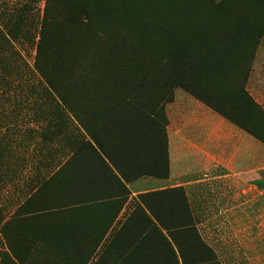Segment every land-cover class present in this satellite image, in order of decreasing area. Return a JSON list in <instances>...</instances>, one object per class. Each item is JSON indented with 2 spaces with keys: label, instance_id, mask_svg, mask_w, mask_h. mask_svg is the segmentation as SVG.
<instances>
[{
  "label": "trees",
  "instance_id": "obj_1",
  "mask_svg": "<svg viewBox=\"0 0 264 264\" xmlns=\"http://www.w3.org/2000/svg\"><path fill=\"white\" fill-rule=\"evenodd\" d=\"M24 9L0 30V86L9 85L5 75L21 59L14 49L25 32ZM263 36L264 0H45L32 64L40 91L33 85L31 99L49 102L50 118L76 122L87 134L100 126L94 133L111 136L118 148L120 127L128 122L121 146L130 155L138 146L145 164L140 175L166 178L162 103L173 88L264 144V111L245 90ZM94 140L104 147L103 140ZM87 149H94L88 141L75 152ZM73 159L74 154L64 166ZM169 194L175 198L156 201ZM139 201L105 242L115 213L103 232L82 246L61 235L72 226L61 218L73 209L51 206L42 214L46 232L31 237L47 251L34 257L49 264H220L190 216L183 189L140 195Z\"/></svg>",
  "mask_w": 264,
  "mask_h": 264
},
{
  "label": "crops",
  "instance_id": "obj_2",
  "mask_svg": "<svg viewBox=\"0 0 264 264\" xmlns=\"http://www.w3.org/2000/svg\"><path fill=\"white\" fill-rule=\"evenodd\" d=\"M263 38L255 50L245 90L264 111ZM15 103L19 104L18 113H22L24 105L27 109L26 116L22 117L24 122H18V126L15 123L12 129L18 148L16 158L19 157L18 163L26 165L22 168L18 164L19 178L8 176L4 183L0 182L4 185L0 187V229L8 224V230H14L17 237L24 238L17 233V228H12V222L20 231H25V235L32 236L35 232L34 235L42 236L46 232L42 214L53 205L65 204L67 209H73V214L61 220H70L72 226L67 231L61 230V235L72 236L79 246L85 240L90 244L87 238L99 236L116 214L104 233L103 243L140 204V195L181 188L198 232V227L205 222L222 223V227L208 235L199 232L216 254L218 242L224 247L235 243L228 236H238L236 223L239 220L252 222L258 199L264 200V144L179 88H173L169 100L162 103L168 155L166 178L140 175L145 171V164L138 146L135 155L121 146L122 129L127 139L128 122L124 128L120 127L118 148L109 141L111 136L94 133L100 126L87 134L76 122L59 123L50 118L49 102L24 99ZM133 103L139 106L138 102ZM155 114L156 111L152 117L155 118ZM138 124L137 121V127ZM94 139L103 140L104 147L99 148ZM86 141L94 149L76 153L77 146ZM73 154L72 164L65 167ZM1 171L2 168L0 179ZM7 195L8 198L2 200ZM172 198L175 195H161L156 196V201ZM15 217L17 220L13 221ZM242 230L245 234L252 232L246 227ZM20 244L26 251L28 245L24 239ZM227 264L245 263L230 257ZM261 264H264V255Z\"/></svg>",
  "mask_w": 264,
  "mask_h": 264
},
{
  "label": "rangeland",
  "instance_id": "obj_3",
  "mask_svg": "<svg viewBox=\"0 0 264 264\" xmlns=\"http://www.w3.org/2000/svg\"><path fill=\"white\" fill-rule=\"evenodd\" d=\"M215 3L221 0H212ZM45 0H0V30H3V25L8 22V19L12 15L18 14V10L26 6L24 11L26 12V18L23 19L24 34L19 37V41L15 43V49L19 53L21 59L13 63L12 67L14 71L7 76L9 85L2 84L0 86V130L3 137L0 140V168L1 171V181L5 182L8 176L12 178H19V167H25L26 164L18 163V158H16V153L18 148L16 147L13 133V128L15 123L16 126L19 125L18 122H24L22 120L27 109L24 106L21 107L22 113H18V103L16 100H29L35 99L33 92V85L37 87V92L40 91V86L38 84L39 77L32 70L33 58H34V45L37 40V32L43 12V7ZM18 19V18H17ZM264 45V38L261 41ZM11 56L10 53H7ZM2 76V71L0 70V78ZM4 76V75H3ZM6 78H3L6 80ZM32 87V89H30ZM12 103V104H9ZM5 130V131H4ZM9 135V139H8ZM28 138V137H27ZM17 134V140H19ZM11 140L10 145L8 144ZM25 159V157H24ZM4 163V164H3ZM20 167V170H21ZM4 187V185H2ZM1 184L0 187L2 188ZM6 188V187H5ZM14 189H17L14 187ZM2 193V190L0 191ZM3 194H5L3 192ZM259 195V193H258ZM3 197V199H7ZM259 198V197H258ZM20 211L17 212V214ZM255 219L250 222H243L239 220L236 224V229H238V236L232 237L228 236L231 240L235 241L231 246H222L219 242L217 245L218 252H216L217 259L220 264H227L229 258L239 259L240 263L245 264H261L262 257L264 255V200H259L255 207ZM17 220L16 217L13 221ZM8 224L2 229H0V264H49V262L43 260L44 257L40 256L34 257V254H42L43 251H47L41 243L33 242L31 237L35 236V232L32 236L25 235V231H20L19 227L15 222L11 223L12 228H17V233L20 232V238L14 235L15 231L11 228H7ZM222 227V223L217 221L205 222L203 226L198 227L200 234H210L213 231H217V228ZM246 227L251 229L252 232L245 234L243 228ZM229 228V227H227ZM241 229V230H240ZM242 232V233H240ZM40 236V235H39ZM227 237V239H228ZM212 238V234H211ZM24 239L26 244V251L23 248V244L20 241ZM208 239V238H207ZM217 237L213 235V240L216 241ZM210 240V239H208ZM229 240V239H228ZM230 249V250H229ZM231 252V256L229 253ZM51 264H58L53 262Z\"/></svg>",
  "mask_w": 264,
  "mask_h": 264
}]
</instances>
